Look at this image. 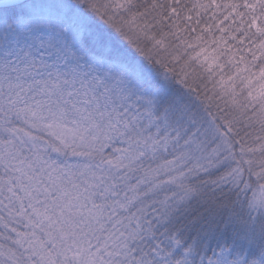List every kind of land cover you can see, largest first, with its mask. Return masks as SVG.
<instances>
[{"label": "snow or ice", "instance_id": "1", "mask_svg": "<svg viewBox=\"0 0 264 264\" xmlns=\"http://www.w3.org/2000/svg\"><path fill=\"white\" fill-rule=\"evenodd\" d=\"M0 264H264V0H0Z\"/></svg>", "mask_w": 264, "mask_h": 264}]
</instances>
